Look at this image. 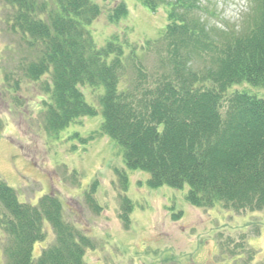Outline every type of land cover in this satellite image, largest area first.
<instances>
[{"label":"trees","instance_id":"16d2710c","mask_svg":"<svg viewBox=\"0 0 264 264\" xmlns=\"http://www.w3.org/2000/svg\"><path fill=\"white\" fill-rule=\"evenodd\" d=\"M136 1L151 12L164 10L167 23L159 37L125 40L126 48L117 34L95 43L88 26L102 13L96 0H6L15 10L13 30L38 49L25 75L52 80L46 128L58 133L96 116L82 88L103 87L101 133L122 147L129 170L149 174L151 188L187 186L194 207L263 211L264 97L242 89H264V0H254L241 28L224 30L203 19L202 0ZM128 14L121 2L108 19L117 25ZM117 173L127 189L128 175ZM0 203V227L9 235L5 264H88L94 245L65 221L58 197L24 203L0 180ZM45 223L55 241L35 259Z\"/></svg>","mask_w":264,"mask_h":264},{"label":"rangeland","instance_id":"374dc122","mask_svg":"<svg viewBox=\"0 0 264 264\" xmlns=\"http://www.w3.org/2000/svg\"><path fill=\"white\" fill-rule=\"evenodd\" d=\"M121 2L128 17L113 25L108 13ZM96 3L102 13L88 29L98 46L113 34L124 46L125 40L142 44L159 37L167 23L164 10L151 12L136 0ZM254 6V0H202L201 16L214 28H241ZM14 13L0 0V180L17 191L19 200L36 205L46 194L58 197L65 221L94 245L86 251L88 264H264V210L194 207L186 199L187 186L151 188L148 173L126 167L122 147L101 133L103 87L82 88L98 109L96 116L79 118L58 133L48 131L52 80L25 75L23 68L38 49L13 30ZM145 61L150 68L155 63L150 57ZM245 86L242 90L264 97V89ZM118 171L128 175L127 189ZM44 228L46 239L35 245V259L55 241L51 226ZM8 240L0 227V264H5Z\"/></svg>","mask_w":264,"mask_h":264}]
</instances>
